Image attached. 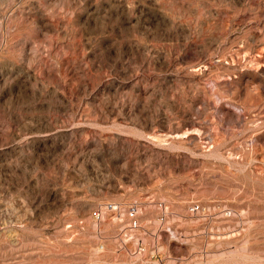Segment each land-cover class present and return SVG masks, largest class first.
I'll return each mask as SVG.
<instances>
[{
    "label": "rangeland",
    "instance_id": "obj_1",
    "mask_svg": "<svg viewBox=\"0 0 264 264\" xmlns=\"http://www.w3.org/2000/svg\"><path fill=\"white\" fill-rule=\"evenodd\" d=\"M0 264H264V0H0Z\"/></svg>",
    "mask_w": 264,
    "mask_h": 264
},
{
    "label": "built area",
    "instance_id": "obj_2",
    "mask_svg": "<svg viewBox=\"0 0 264 264\" xmlns=\"http://www.w3.org/2000/svg\"><path fill=\"white\" fill-rule=\"evenodd\" d=\"M95 215H96V218H97V219H100V216H101L100 213H96V212H95Z\"/></svg>",
    "mask_w": 264,
    "mask_h": 264
},
{
    "label": "bare ground",
    "instance_id": "obj_3",
    "mask_svg": "<svg viewBox=\"0 0 264 264\" xmlns=\"http://www.w3.org/2000/svg\"><path fill=\"white\" fill-rule=\"evenodd\" d=\"M144 245V244H143Z\"/></svg>",
    "mask_w": 264,
    "mask_h": 264
}]
</instances>
